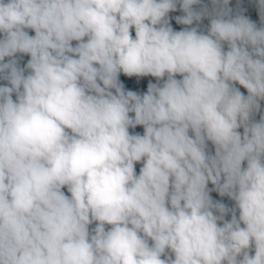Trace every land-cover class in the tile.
Here are the masks:
<instances>
[{"label":"clouds","instance_id":"clouds-1","mask_svg":"<svg viewBox=\"0 0 264 264\" xmlns=\"http://www.w3.org/2000/svg\"><path fill=\"white\" fill-rule=\"evenodd\" d=\"M0 264H264V0H0Z\"/></svg>","mask_w":264,"mask_h":264}]
</instances>
